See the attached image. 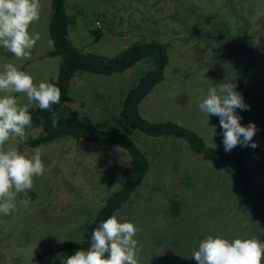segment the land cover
I'll list each match as a JSON object with an SVG mask.
<instances>
[{
  "label": "rangeland",
  "instance_id": "obj_1",
  "mask_svg": "<svg viewBox=\"0 0 264 264\" xmlns=\"http://www.w3.org/2000/svg\"><path fill=\"white\" fill-rule=\"evenodd\" d=\"M65 8L72 20L69 38L86 54L112 59L136 43L168 44L164 81L141 102L140 114L151 123L190 129L223 153L244 154L264 194V0H66ZM53 13V0H40V19L29 31L41 39L31 59H17L0 47V72L12 63L36 85L57 79L61 59L48 56L55 49ZM94 32L101 35L98 40ZM152 68L151 61L142 60L120 74L79 72L69 90L72 109L101 130L130 133L149 159L143 183L116 213L138 228L139 264H197L192 253L207 235L260 240L262 223L250 205H240L242 188L230 168L194 153L184 139L152 137L125 126L122 103ZM230 81L249 106L236 110L240 123L257 126L255 149L238 145L226 152L219 117L207 118L199 110L210 87ZM13 95L21 105L27 103L23 94ZM42 134V128L32 129L6 147L30 156L37 148L28 142ZM38 149L45 173L34 178L27 193L31 203L21 204V193L17 209L0 214V264H61L57 254L77 251L63 248L84 239L86 226L133 171L129 153L116 145L67 136Z\"/></svg>",
  "mask_w": 264,
  "mask_h": 264
},
{
  "label": "clouds",
  "instance_id": "obj_2",
  "mask_svg": "<svg viewBox=\"0 0 264 264\" xmlns=\"http://www.w3.org/2000/svg\"><path fill=\"white\" fill-rule=\"evenodd\" d=\"M39 19L40 0H0V47L17 59H31V50L41 37L39 33L30 34L29 29ZM236 87L232 81L210 87L198 104L207 118L219 117L226 152L238 145L253 149L258 146L253 142L258 131L255 123L247 126L240 123L241 117L236 110H247L249 106ZM0 92L4 93L0 96V214L7 216L17 209L19 194H24L21 204L31 203L27 193L34 187V178L44 175L45 164L38 148L26 156L6 144L11 138L25 137L26 129L32 126L31 107L51 110L53 105L60 103L61 90L48 82L36 85L29 73L6 63L4 71L0 72ZM16 93L26 96L27 103L21 105L13 95ZM51 123L55 128L59 121L53 118ZM137 233L133 222H122L113 214L93 229L87 250H77L71 256L57 254L56 258L61 264H139L142 245L134 238ZM192 258L197 264H264V242L256 238L229 240L207 235L193 251Z\"/></svg>",
  "mask_w": 264,
  "mask_h": 264
},
{
  "label": "trees",
  "instance_id": "obj_3",
  "mask_svg": "<svg viewBox=\"0 0 264 264\" xmlns=\"http://www.w3.org/2000/svg\"><path fill=\"white\" fill-rule=\"evenodd\" d=\"M66 0H53V19L51 35L55 49L48 56L61 59L57 79L51 83L61 90L59 104L53 105L51 110L43 111L38 107L30 108L32 129L42 128L43 134L28 142L30 148H38L57 139L72 137L75 140H85L97 145H116L126 150L133 160L132 174L125 180L122 188L107 199L105 206L97 218L85 228L84 239L66 245L64 250H87L91 243L93 229L99 223L113 214H116L131 198L136 189L143 183L150 167L148 157L132 140L131 134L118 128L101 130L89 118L82 117L69 104L72 98L69 95L72 79L79 72L91 74L113 75L124 73L135 67L142 60H149L153 68L140 79L138 85L131 89L122 103L120 116L130 131L140 130L152 137L173 136L188 142L194 153L202 155L208 161L221 163L230 168L241 185L243 198L240 205H250L262 223L264 229V194L258 188L252 175L245 165L244 154H226L207 146L205 141L194 131L175 123H151L144 119L139 112L141 102L164 81L165 70L169 64L168 44L159 42L136 43L116 58H106L95 54H86L77 49L69 38V26L72 20L66 13ZM97 40L101 37L96 34ZM58 119L57 127H52V119ZM23 148L22 146L20 147ZM264 242V230L260 238ZM46 253L38 256L41 259Z\"/></svg>",
  "mask_w": 264,
  "mask_h": 264
},
{
  "label": "built area",
  "instance_id": "obj_4",
  "mask_svg": "<svg viewBox=\"0 0 264 264\" xmlns=\"http://www.w3.org/2000/svg\"><path fill=\"white\" fill-rule=\"evenodd\" d=\"M99 25V23H97ZM100 26V25H99Z\"/></svg>",
  "mask_w": 264,
  "mask_h": 264
},
{
  "label": "water",
  "instance_id": "obj_5",
  "mask_svg": "<svg viewBox=\"0 0 264 264\" xmlns=\"http://www.w3.org/2000/svg\"><path fill=\"white\" fill-rule=\"evenodd\" d=\"M180 102H181V100H180Z\"/></svg>",
  "mask_w": 264,
  "mask_h": 264
}]
</instances>
